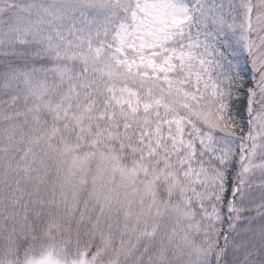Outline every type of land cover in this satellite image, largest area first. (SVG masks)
Masks as SVG:
<instances>
[{
  "label": "snow or ice",
  "instance_id": "1",
  "mask_svg": "<svg viewBox=\"0 0 264 264\" xmlns=\"http://www.w3.org/2000/svg\"><path fill=\"white\" fill-rule=\"evenodd\" d=\"M0 264H264V0H0Z\"/></svg>",
  "mask_w": 264,
  "mask_h": 264
}]
</instances>
